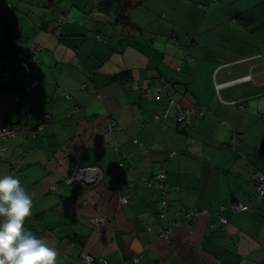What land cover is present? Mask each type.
I'll return each instance as SVG.
<instances>
[{"label":"crops","instance_id":"0c3cea01","mask_svg":"<svg viewBox=\"0 0 264 264\" xmlns=\"http://www.w3.org/2000/svg\"><path fill=\"white\" fill-rule=\"evenodd\" d=\"M102 2L0 0V76L12 75L0 125L18 129L0 151V176L32 196L24 227L57 248V264L82 252L97 264H264V197L252 199L264 175V0H134V28ZM4 27L18 39L4 41ZM122 71L129 77L114 79ZM163 81L155 100L149 86ZM176 105L208 114L193 111L182 126ZM109 120L119 129L107 131ZM76 164L99 180L65 184ZM159 172L164 218L150 185ZM236 197L249 211L232 212ZM192 209L208 213L191 222Z\"/></svg>","mask_w":264,"mask_h":264},{"label":"built area","instance_id":"2783aa9c","mask_svg":"<svg viewBox=\"0 0 264 264\" xmlns=\"http://www.w3.org/2000/svg\"><path fill=\"white\" fill-rule=\"evenodd\" d=\"M58 19L61 21L64 19V16L60 14ZM97 39L104 41V39L100 35L97 36ZM0 77L2 78V81L9 83L12 75L10 73H7V74H1ZM168 86L169 85L164 81L162 82V85L160 87L149 86V88H151V91L153 92L152 98H154L155 100H158L160 98L161 91L166 90ZM87 87H88L87 83H84L81 86L83 90H87ZM140 89L143 91H146L144 86H141ZM60 93L64 95L65 97H68V94L64 89H60ZM93 93H95V91H93ZM175 109H176V115H175L176 121L182 126H185V124L187 123L188 117L193 111H195L199 116H204L208 114V112H206L202 107L186 108V107H182L181 105H176ZM76 111L77 109L75 108L70 111V114ZM50 118L51 116L49 114H46L43 116L42 118L43 120L41 121V123L38 124L33 130L34 135L41 133L43 131L45 122L48 121ZM155 119H159V117L155 116ZM114 129H119V126L114 120H109L107 131L110 132ZM17 131L18 129L16 127L0 125V151L4 149V142L8 139L13 138L16 135ZM135 142L137 141L135 140ZM175 154H176L175 152H172L170 154V158L175 156ZM122 165H123L122 161L119 160L118 166L122 167ZM73 168L74 169L71 172V174L64 181V183L67 185H70L74 182H78L84 186L89 187V186L94 185L99 180V170L97 168L80 167L77 164L74 165ZM150 185L156 186L159 191V199H158L159 215L162 218H164L167 212L168 205H169V190H168L167 183H166V174L164 172L156 173L153 176V181L150 183ZM254 185H255V195L252 199L264 197V175L263 174L261 173L255 174ZM50 189L52 191H55L57 189V186L52 185ZM120 204L122 206H126L128 204V197L126 196L121 197ZM230 208L232 212L234 213L245 212V211H249L250 209L249 204L242 201L238 197L234 198L233 202L230 205ZM221 209H223V207ZM207 213L208 212L205 210H196V209L186 210L184 213V217L188 219L189 221L193 222V221H196L198 218H200L202 215H205ZM98 221L104 222L105 219L100 217L98 218ZM219 221L223 226L227 225L228 223L227 220L223 218L222 216L219 217ZM173 226H174V223L169 222L166 229H161L158 231V236L160 238H163L164 240H169L170 239L169 230L173 228ZM73 261L76 264H97L98 260H96L94 256L86 252H82L79 255V257ZM131 264H140L138 258H133L131 261Z\"/></svg>","mask_w":264,"mask_h":264},{"label":"clouds","instance_id":"9594fccd","mask_svg":"<svg viewBox=\"0 0 264 264\" xmlns=\"http://www.w3.org/2000/svg\"><path fill=\"white\" fill-rule=\"evenodd\" d=\"M32 206L19 178L0 176V264H57V248L24 227Z\"/></svg>","mask_w":264,"mask_h":264},{"label":"trees","instance_id":"16d2710c","mask_svg":"<svg viewBox=\"0 0 264 264\" xmlns=\"http://www.w3.org/2000/svg\"><path fill=\"white\" fill-rule=\"evenodd\" d=\"M134 0H103L100 4V9L105 13L112 12L115 21L123 25L124 27L134 28V24L130 19V11L135 7ZM2 39L6 42H12L18 39V36L9 27H4L2 30ZM129 77L127 71H122L114 76V79L125 80ZM8 87V83L2 81L0 77V90H5Z\"/></svg>","mask_w":264,"mask_h":264}]
</instances>
